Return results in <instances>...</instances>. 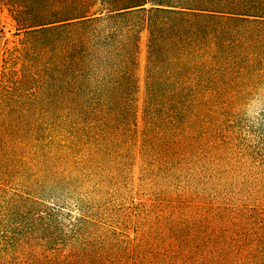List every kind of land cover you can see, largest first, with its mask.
Returning <instances> with one entry per match:
<instances>
[{
    "label": "trees",
    "instance_id": "obj_1",
    "mask_svg": "<svg viewBox=\"0 0 264 264\" xmlns=\"http://www.w3.org/2000/svg\"><path fill=\"white\" fill-rule=\"evenodd\" d=\"M0 4V264H264V0Z\"/></svg>",
    "mask_w": 264,
    "mask_h": 264
},
{
    "label": "rangeland",
    "instance_id": "obj_2",
    "mask_svg": "<svg viewBox=\"0 0 264 264\" xmlns=\"http://www.w3.org/2000/svg\"><path fill=\"white\" fill-rule=\"evenodd\" d=\"M15 32L13 23L9 18L7 10L0 4V44L2 45L4 39L13 41V33ZM146 39L145 33L141 35L140 40V55H139V93H138V104H139V128H141V115L142 105L144 99V76H145V62H146ZM12 46L13 44L10 43ZM144 54V58L142 55ZM237 107H241L245 113L246 125L243 132L248 138L255 140L264 147V121H257L259 116L256 114L264 109V94L258 92L246 102L235 104Z\"/></svg>",
    "mask_w": 264,
    "mask_h": 264
},
{
    "label": "bare ground",
    "instance_id": "obj_3",
    "mask_svg": "<svg viewBox=\"0 0 264 264\" xmlns=\"http://www.w3.org/2000/svg\"><path fill=\"white\" fill-rule=\"evenodd\" d=\"M142 58H144V54L142 55Z\"/></svg>",
    "mask_w": 264,
    "mask_h": 264
}]
</instances>
